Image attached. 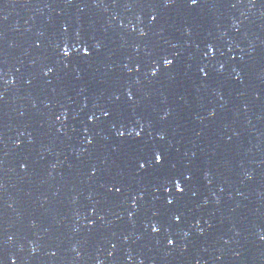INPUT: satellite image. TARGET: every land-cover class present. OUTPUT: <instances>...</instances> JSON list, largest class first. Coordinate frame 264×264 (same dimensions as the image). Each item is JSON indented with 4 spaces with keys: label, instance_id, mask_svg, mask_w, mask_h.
Here are the masks:
<instances>
[{
    "label": "water",
    "instance_id": "95a60500",
    "mask_svg": "<svg viewBox=\"0 0 264 264\" xmlns=\"http://www.w3.org/2000/svg\"><path fill=\"white\" fill-rule=\"evenodd\" d=\"M0 95L4 264H264V0H0ZM136 120L192 175L185 218L158 235L169 170L132 163Z\"/></svg>",
    "mask_w": 264,
    "mask_h": 264
},
{
    "label": "snow or ice",
    "instance_id": "6c2138e0",
    "mask_svg": "<svg viewBox=\"0 0 264 264\" xmlns=\"http://www.w3.org/2000/svg\"><path fill=\"white\" fill-rule=\"evenodd\" d=\"M69 2H71V0H69ZM182 2L184 6L188 8H195L199 5L200 0H182ZM177 3H178V0H162V4L164 8L174 7L177 5ZM155 20H156V16H152V21H155ZM235 26L236 25H234V27ZM121 27H123V25H121ZM65 31H67V29H65ZM144 35L145 33L143 32V30H141L140 36H144ZM77 37L79 38V33H77ZM37 47H39V45H37ZM94 48L96 51L100 50L99 45H96ZM75 51H80V49H75ZM207 51L208 53H212L214 51V47L209 46ZM137 52H139V49H137ZM60 53L62 57L61 63H64V67L68 68L73 59V51L70 50L69 47L67 46V41L65 42V46L60 49ZM91 54L92 53L88 48L83 49L84 57H89L91 56ZM162 59L165 65H170V66H173L174 61H175L174 57L170 58L169 56H163ZM159 63L160 61L156 60V63L152 64V70L150 71V75L149 73H147L148 76L152 78H155L158 76V73L160 72V68L156 67V65H159ZM49 71H52V68H49ZM139 71H140V67L138 66L136 68V72H139ZM218 71L222 73L223 66H221L218 69ZM200 72L205 76V78H207L208 72L206 71V69L201 68ZM44 75L48 76V72H45ZM137 83H139V81H137ZM2 98L3 96L0 95V99ZM133 98H134L133 93L131 92V90H129L127 93L128 101H133ZM119 99L120 97L116 96V100L119 101ZM103 115L105 118H108V117L113 116L114 113L111 110H105L103 112ZM214 115H215L214 112L210 113V116H214ZM167 116H168V113H165V115L162 116L161 119L166 120ZM60 118H61V115L57 116L56 119L59 120ZM95 120L96 118L94 116L88 117V122L90 124L93 123ZM117 124H120L121 127H125V124L123 123L122 120H115V122L111 124L112 130L116 132V136L123 139L125 138L126 133L125 131L120 130V128H117ZM135 124L139 126L140 130L135 131V129L133 128V132L128 133V135L131 136L134 133V139L136 141H143L144 143V151L141 154L135 156V158L132 161V163L136 165L138 172L140 171L149 172L153 169H161V170L168 169L169 170L168 175L165 176L164 178L166 180V183L158 185L159 189H162V190L167 189V191L170 193V195H166L164 199V202H165L164 208L166 209V211L154 212L153 217H155V219H153V221H151L149 225L151 229V233L153 235H158L162 228L167 232L172 225L181 224L183 219L185 218V212L183 211L182 202L184 201L186 193L191 191L189 187V182L192 180V175L190 172L184 171L178 168L175 164H169L165 158V154L159 148L150 147L151 140L148 141L144 139L142 134L144 132L145 126L141 124V121L136 120ZM152 136H153L152 132H149V137H152ZM155 139H158L159 141H164L165 135L163 133H158L156 134ZM87 143L92 144V139H88ZM92 174L95 175V172H93ZM173 189L175 190V195H172ZM121 190H122L121 187L116 188L117 193L121 192ZM138 200H143V195H140L138 198L133 197L132 207L134 209L137 207ZM165 225H168L169 227L165 228ZM200 234L202 235L203 233H200ZM185 236H188V233H185ZM261 239L264 240V237H261ZM167 245L169 247L174 246L173 237L171 236L167 237ZM33 252H35V249H33ZM0 264H4L3 259H0ZM12 264H15V261H13Z\"/></svg>",
    "mask_w": 264,
    "mask_h": 264
}]
</instances>
